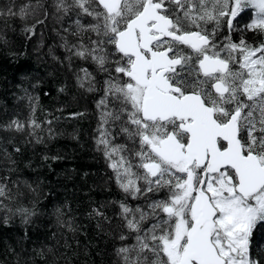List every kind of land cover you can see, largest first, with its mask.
I'll return each mask as SVG.
<instances>
[{
    "label": "snow or ice",
    "instance_id": "6c2138e0",
    "mask_svg": "<svg viewBox=\"0 0 264 264\" xmlns=\"http://www.w3.org/2000/svg\"><path fill=\"white\" fill-rule=\"evenodd\" d=\"M49 16L65 33L67 55L54 59L95 102L93 150L110 169L95 187L120 194L90 200L86 213L111 247L81 250L86 225L71 204L46 213L50 184L23 178L36 169L27 146L65 135L79 143L78 132L10 119L0 124V219L18 217L24 235L6 244L0 264H74L81 255L82 264H264V0H0L4 29L19 20L35 35ZM23 91L34 113L38 97ZM41 156L49 169L64 158ZM44 216L56 230L29 249L28 228Z\"/></svg>",
    "mask_w": 264,
    "mask_h": 264
},
{
    "label": "trees",
    "instance_id": "16d2710c",
    "mask_svg": "<svg viewBox=\"0 0 264 264\" xmlns=\"http://www.w3.org/2000/svg\"><path fill=\"white\" fill-rule=\"evenodd\" d=\"M27 2V0H18ZM51 4L52 0H45ZM71 21L63 23V27H68ZM23 25L19 20L10 21L9 26L4 29L3 22H0V29H3L8 45L0 44V124L6 123L10 119L21 121L35 118L37 122L47 129L46 120L53 119L54 128L72 132L75 130L79 134V143L69 136H56L49 142L48 148L43 145H36L35 149L31 145L24 151V159L31 158L36 165L35 170L24 169L23 178L35 179L39 176L45 183L50 184L53 195L41 202V208L50 213L53 203L71 204L78 221L86 225L77 234L81 250L85 246H90L94 253L96 245L100 247H111L109 241H102L95 229V221L88 220L86 213L91 201L106 199H119L120 194L115 186L111 192L101 191L95 187L100 183V177L105 172H110L106 168L105 161L101 154L93 150L91 134L96 127L95 102L91 95L80 98L78 90L71 85L74 76L63 65L58 63L54 57L63 59L67 53L61 46L62 41L57 34L58 31L64 35L62 24L49 16L46 25L37 26L35 35L26 36L22 31ZM49 49L52 51L50 52ZM51 73V75H49ZM67 82L70 86L65 93L57 92V89ZM35 85V87H33ZM23 89H27L29 94L38 97V107L33 113L29 102L25 97ZM47 93V95L45 94ZM76 97V99H73ZM60 109L61 111H58ZM86 112L84 117H72V113ZM59 117V121L54 120V116ZM39 131V130H37ZM7 135L0 131V138ZM19 136V134H15ZM41 136L47 135V131L41 132ZM27 139V137H25ZM18 146L24 147L22 144ZM11 150V148H10ZM53 155L59 153L63 159L48 161L51 168L42 166V153ZM75 169V172L72 170ZM87 172L89 175L84 176ZM112 210L109 209V215ZM3 210L0 209V218ZM54 218L44 216L28 228L31 240L27 242L29 249L33 246L32 240H44L50 233L55 231ZM24 235V227L17 217L11 224L5 225L0 219V261L4 260V248L6 244L16 246L17 240ZM73 247H76V240L71 238L70 233H65ZM19 250V249H17ZM87 257L81 255L74 264H82ZM97 264H100L97 258Z\"/></svg>",
    "mask_w": 264,
    "mask_h": 264
}]
</instances>
